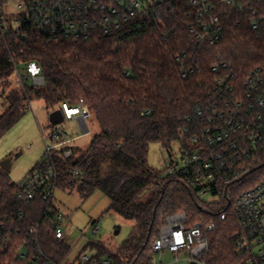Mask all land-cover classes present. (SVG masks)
<instances>
[{"label":"trees","instance_id":"trees-1","mask_svg":"<svg viewBox=\"0 0 264 264\" xmlns=\"http://www.w3.org/2000/svg\"><path fill=\"white\" fill-rule=\"evenodd\" d=\"M142 1L137 15L113 35L96 32L88 40L48 42L32 23L0 29V101L7 108L0 115V139L34 101L42 100L50 115L62 111L63 104L83 100L100 132L78 156L74 148L71 158L56 152L58 189L74 191L83 201L101 192L110 199L108 211L133 227L119 246L93 240L82 252L95 251L100 264H154L153 245L166 216L186 212L192 224H216L206 234L208 250L201 261L248 264L238 250L235 199L200 200L180 176H165L168 168L151 167L149 152L153 143L169 150L173 142L188 138L187 118L213 89L212 64H231L241 82L253 69L264 67V27L253 30L248 21L251 8L264 15V0H240L242 11L213 0L221 11L223 39L202 48L189 30L197 10L191 0ZM31 62L43 69L41 86L27 74ZM184 69L193 71L183 78ZM15 75L23 78L18 88H12ZM257 157L258 166L242 181V190L264 181V147ZM23 183L16 184L0 169V227H16L24 235L40 224L45 254L59 264H76L80 256L71 261L73 247L54 235V216L60 210L45 216L47 203L41 196L23 198ZM0 264H8L6 257Z\"/></svg>","mask_w":264,"mask_h":264},{"label":"built area","instance_id":"built-area-1","mask_svg":"<svg viewBox=\"0 0 264 264\" xmlns=\"http://www.w3.org/2000/svg\"><path fill=\"white\" fill-rule=\"evenodd\" d=\"M239 1L222 0L242 11L244 6ZM6 2L0 0L3 32L9 24L32 23L48 42L88 40L96 32L113 35L143 6L142 0H113L112 4L99 0H21L18 9L22 13L15 17L3 11ZM191 4L197 10L195 23L189 30L197 48L215 46L223 39L221 11L213 0H191ZM248 16L253 30L264 27V15L257 9L251 8ZM192 71L184 69L183 78ZM211 71L216 75L213 89L209 90L206 101L197 106L195 115L187 118L191 125L185 128L188 138L181 141L180 158L171 161L165 176H180L203 201L235 199L231 204L240 227L238 250L246 255L248 264H264V181L242 190V181L258 166L257 155L264 147V67L253 69L242 82L227 62L212 64ZM42 73L39 64H28L27 74L37 86L44 84ZM19 81H23L21 76ZM62 112L64 121L76 124L79 135L71 138L59 126H54L50 143L44 137L43 161L23 183V198L43 197L47 203L45 216L58 208L55 204L59 183L56 152L62 151L65 158L73 157L71 143L90 132L87 126L90 111L83 100L74 106L63 104ZM226 218L221 216L223 220ZM63 221L60 210L53 221L55 238L60 241H65ZM98 223L93 228L95 235L99 231ZM40 226L30 227L24 235L16 227H0V262L6 257L8 264H59L42 250ZM215 229V223L192 224L186 212L173 213L166 216L153 248L157 254L169 251L177 257L183 252L189 264H205L201 258L208 250L206 234ZM76 264L100 263L96 252L89 249L81 253ZM102 264L110 263L105 260Z\"/></svg>","mask_w":264,"mask_h":264},{"label":"rangeland","instance_id":"rangeland-1","mask_svg":"<svg viewBox=\"0 0 264 264\" xmlns=\"http://www.w3.org/2000/svg\"><path fill=\"white\" fill-rule=\"evenodd\" d=\"M21 0H8L3 11L12 16L22 13L18 9ZM20 81L18 76L12 78V88H18ZM6 107L1 106L0 115L5 113ZM89 134L83 138L75 139L71 147L79 153L87 150L92 138L100 132L97 121L89 117L87 121ZM71 138L79 135L76 124L65 120L61 125ZM54 127L49 124V115L42 100L32 102L29 111L24 117L0 139V169L2 163L10 159V177L16 184L23 183L34 171L36 166L43 161L46 144L44 137L50 143V134ZM182 143L175 141L169 150L159 143H153L149 152V164L151 167L162 170L170 167L171 161L180 158ZM211 199V198H210ZM211 202L215 200H210ZM55 204L64 215L63 229L65 241L73 247L71 261L77 260L80 253L88 246L90 241H104L112 246L121 245L130 235L133 227L131 221H127L113 212H109L110 199L97 191L89 199L83 201L76 192L58 189L55 195ZM99 225V231L95 235L93 228L95 223ZM189 264L186 254L179 257L165 251L157 254L154 264Z\"/></svg>","mask_w":264,"mask_h":264},{"label":"water","instance_id":"water-1","mask_svg":"<svg viewBox=\"0 0 264 264\" xmlns=\"http://www.w3.org/2000/svg\"><path fill=\"white\" fill-rule=\"evenodd\" d=\"M49 122L52 126L61 125L64 122L63 112L61 110H57V111L52 112L49 115ZM10 162H11V160L8 159V160L4 161V163H2V170H4L7 173L10 172ZM191 264H198V263L194 262Z\"/></svg>","mask_w":264,"mask_h":264}]
</instances>
